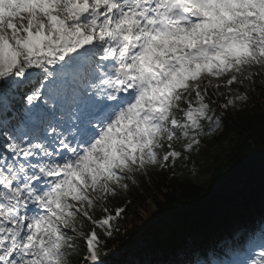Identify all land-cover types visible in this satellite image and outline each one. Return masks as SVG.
I'll return each instance as SVG.
<instances>
[{
	"label": "snow or ice",
	"instance_id": "obj_1",
	"mask_svg": "<svg viewBox=\"0 0 264 264\" xmlns=\"http://www.w3.org/2000/svg\"><path fill=\"white\" fill-rule=\"evenodd\" d=\"M251 68L264 0H0V264H105L117 198L204 172ZM184 256L264 264V214Z\"/></svg>",
	"mask_w": 264,
	"mask_h": 264
},
{
	"label": "trees",
	"instance_id": "obj_2",
	"mask_svg": "<svg viewBox=\"0 0 264 264\" xmlns=\"http://www.w3.org/2000/svg\"><path fill=\"white\" fill-rule=\"evenodd\" d=\"M262 80H257L260 97L251 95L239 111L230 112L222 131L217 134L219 136L226 133L225 138L205 149L208 155L201 157L204 172L193 175H181L179 172L173 176L171 172L160 168H150L147 175L138 176V184L123 198H117L121 203L125 199L130 200L131 204L119 233L108 241L107 248L110 252L105 258L109 264H117L134 244L141 245L144 250L149 245L150 251L147 254L151 256L152 264L182 261L185 256L177 253L176 247L164 259H159L152 252L151 241L161 238L176 223H188L192 217H200L202 224L204 221L208 222L211 212L223 202L231 201L234 204L229 210L227 221L221 226L226 225L227 233L231 231L230 224L236 218L251 223L264 214ZM147 197H152L162 210L156 219L151 216L148 218L139 210L143 207L151 213ZM221 227L218 229L219 233L223 232ZM199 236L196 246L204 245L211 239L210 236L201 239V233Z\"/></svg>",
	"mask_w": 264,
	"mask_h": 264
},
{
	"label": "rangeland",
	"instance_id": "obj_3",
	"mask_svg": "<svg viewBox=\"0 0 264 264\" xmlns=\"http://www.w3.org/2000/svg\"><path fill=\"white\" fill-rule=\"evenodd\" d=\"M264 70V69H263ZM221 81H223V80H216V79H213L212 80V83L213 84H218V83H220ZM229 207V206H228Z\"/></svg>",
	"mask_w": 264,
	"mask_h": 264
}]
</instances>
